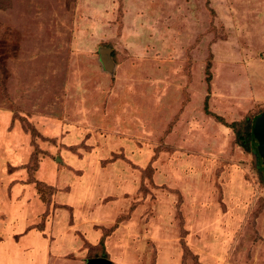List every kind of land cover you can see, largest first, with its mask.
Listing matches in <instances>:
<instances>
[{
    "label": "rangeland",
    "instance_id": "374dc122",
    "mask_svg": "<svg viewBox=\"0 0 264 264\" xmlns=\"http://www.w3.org/2000/svg\"><path fill=\"white\" fill-rule=\"evenodd\" d=\"M263 113L264 0H0V264H264Z\"/></svg>",
    "mask_w": 264,
    "mask_h": 264
},
{
    "label": "water",
    "instance_id": "95a60500",
    "mask_svg": "<svg viewBox=\"0 0 264 264\" xmlns=\"http://www.w3.org/2000/svg\"><path fill=\"white\" fill-rule=\"evenodd\" d=\"M99 56L104 70L113 73L116 64L112 58V49L101 47L99 49ZM253 134L257 142L258 154L264 164V113L256 119ZM87 264H112V262L104 258H95L89 260Z\"/></svg>",
    "mask_w": 264,
    "mask_h": 264
},
{
    "label": "crops",
    "instance_id": "0c3cea01",
    "mask_svg": "<svg viewBox=\"0 0 264 264\" xmlns=\"http://www.w3.org/2000/svg\"><path fill=\"white\" fill-rule=\"evenodd\" d=\"M82 187L85 188L84 186H82ZM58 199L67 200V199H65V197H63V198L58 197ZM88 232L89 231H87V233ZM85 235H87L88 238H90L89 242H92V243L94 242L95 239L97 240V238H98L97 236H94L91 233L85 234ZM50 239H51V243L53 245L51 246V244H50V245L46 246L47 249L46 248L45 249H43V248L41 249L42 252L44 251L43 252L44 254L45 253L47 254L45 264H64L63 263V257L65 256L64 254L72 251V249L74 248V244L69 243L68 236L63 234V233H57V234L55 233V236L53 235ZM14 249H15V247H14ZM53 254L55 256H53ZM60 255H63V256H61L62 258H60ZM20 257L21 256H19L18 259L21 260L22 258H20ZM11 258H12V256H11ZM26 264H29V263H26Z\"/></svg>",
    "mask_w": 264,
    "mask_h": 264
},
{
    "label": "trees",
    "instance_id": "16d2710c",
    "mask_svg": "<svg viewBox=\"0 0 264 264\" xmlns=\"http://www.w3.org/2000/svg\"><path fill=\"white\" fill-rule=\"evenodd\" d=\"M253 129H254V125L252 126V129L248 133H246L245 136L238 134V140L241 141L242 146H244L246 150L250 152H254L259 156L257 149V142L254 138ZM259 160L262 161L260 156H259Z\"/></svg>",
    "mask_w": 264,
    "mask_h": 264
}]
</instances>
